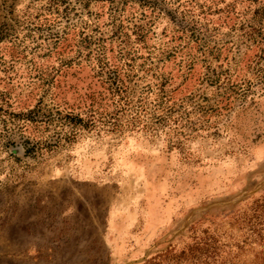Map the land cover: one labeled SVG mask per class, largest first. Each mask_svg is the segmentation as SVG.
<instances>
[{
  "label": "rangeland",
  "instance_id": "obj_1",
  "mask_svg": "<svg viewBox=\"0 0 264 264\" xmlns=\"http://www.w3.org/2000/svg\"><path fill=\"white\" fill-rule=\"evenodd\" d=\"M263 6L0 0V264H264ZM116 70L119 130L84 114Z\"/></svg>",
  "mask_w": 264,
  "mask_h": 264
},
{
  "label": "trees",
  "instance_id": "obj_2",
  "mask_svg": "<svg viewBox=\"0 0 264 264\" xmlns=\"http://www.w3.org/2000/svg\"><path fill=\"white\" fill-rule=\"evenodd\" d=\"M256 15L259 16V20L264 19V6L256 10ZM248 35H250V32ZM86 38L88 36L84 39ZM97 77L99 78L100 90L89 92L84 98V108L86 109L84 114L87 115V118H92L93 120V117L96 116L97 122L101 126L109 125L113 129L119 130L124 127L134 126L140 123L141 117L144 118L149 115V112L146 110V101H133L131 98L132 88L130 84L134 77L133 75L121 76V73L116 70L108 74H99ZM148 93L152 92L148 91ZM166 97L167 94L159 90L156 93V100L153 101V107L162 108V111L167 110L165 106ZM165 115L163 116L166 117ZM78 117L79 115H74L73 112H67L64 119H69V121L81 125L83 121ZM164 117L161 119H164ZM179 118L182 119L181 116ZM90 124L89 120H87L83 122L82 126L87 127Z\"/></svg>",
  "mask_w": 264,
  "mask_h": 264
}]
</instances>
